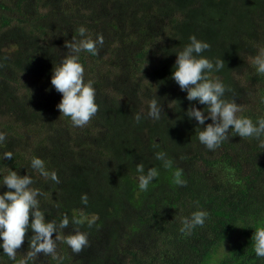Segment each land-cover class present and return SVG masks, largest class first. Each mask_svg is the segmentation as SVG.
<instances>
[{"label": "trees", "instance_id": "trees-1", "mask_svg": "<svg viewBox=\"0 0 264 264\" xmlns=\"http://www.w3.org/2000/svg\"><path fill=\"white\" fill-rule=\"evenodd\" d=\"M81 27L91 39L103 35L104 45L95 56L80 53L99 110L74 127L56 107L62 94L50 79ZM191 35L210 44L203 55L224 60L213 75L228 89L225 98L236 99L237 115L264 117V75L252 65L264 49V0H0V131L7 136L0 154L13 152L0 160V174H32L45 218L58 223L66 215L65 234L75 228L89 240L79 254L57 242L55 258L41 253L28 264H264L251 241L264 223V136L230 131L215 150L196 139L197 122L186 112L205 106L188 101L171 78L173 51ZM153 99L161 119L137 123ZM160 151L171 167L155 158ZM33 156L58 184L29 171ZM137 163L159 171L144 192ZM177 169L183 186L173 182ZM198 209L208 212L204 225L182 233V218ZM73 217L82 222L73 225ZM31 235L16 261L0 251V264H18Z\"/></svg>", "mask_w": 264, "mask_h": 264}, {"label": "clouds", "instance_id": "clouds-1", "mask_svg": "<svg viewBox=\"0 0 264 264\" xmlns=\"http://www.w3.org/2000/svg\"><path fill=\"white\" fill-rule=\"evenodd\" d=\"M79 38L73 37L65 42L67 53L52 68L50 79L54 89L62 94L56 105L61 114L70 118L74 127H82L97 114L99 105L96 102V89L91 81L85 80V69L80 62L81 52H87L93 56L98 54L100 47L104 45V37L98 34L95 39L86 36V29L79 28ZM210 48L207 41L198 39L195 35L189 37V42L175 52L176 60L171 72V78L177 83L181 91L186 92L188 101H197L204 105V109L195 105L187 109L189 119L197 122L195 127L196 139L208 150H215L222 142L230 139L231 134L241 138H261L264 136V117H257L256 121L250 117L237 113L240 110L236 99L225 98L226 89L223 81L213 75L225 67L224 60H215L203 55ZM252 65L255 72L264 75V49H260L252 57ZM164 113L160 101L153 99L148 105L146 114L136 113L134 120L138 123L142 119L158 121ZM211 123L205 124L206 120ZM203 126V127H201ZM7 139L6 133L0 131V146ZM264 147V142L261 144ZM12 151H4L0 154V160L12 159ZM157 160L163 161V166L169 168L172 161L166 153H155ZM31 173L39 171L41 175L48 176L55 183H59V177L55 171L46 170L45 161L39 156H33L29 163ZM136 180L138 190L147 191L149 185L159 176L156 167L145 168L143 163L136 164ZM173 182L177 186H183L182 170L177 169L173 173ZM34 184L32 174L20 175L17 171L8 170L6 174H0V187L6 186L7 190L0 192V251L10 260L16 261L17 249L20 248L25 233L30 229L29 251L26 256L18 261V264H28L35 256L43 253L53 255L55 258L57 242L67 245L73 254H79L89 244L88 235L78 229L65 234L63 231L70 224L68 216H63L60 221L48 220L40 206L38 197L42 195L39 189L31 187ZM81 202L88 203L87 194L81 195ZM31 215V221L29 219ZM208 216L205 210L193 211L190 217L181 220L180 231L191 234L197 226H203ZM95 217L87 220L91 225ZM82 221L73 217L71 223L78 225ZM252 236V249L255 256L264 258V223L254 227ZM53 234H55L53 236Z\"/></svg>", "mask_w": 264, "mask_h": 264}]
</instances>
